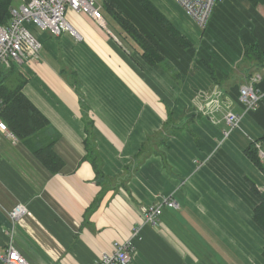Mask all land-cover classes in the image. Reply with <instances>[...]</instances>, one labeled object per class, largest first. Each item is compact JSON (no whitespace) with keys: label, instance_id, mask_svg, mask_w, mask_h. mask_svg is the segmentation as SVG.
Returning a JSON list of instances; mask_svg holds the SVG:
<instances>
[{"label":"crops","instance_id":"crops-1","mask_svg":"<svg viewBox=\"0 0 264 264\" xmlns=\"http://www.w3.org/2000/svg\"><path fill=\"white\" fill-rule=\"evenodd\" d=\"M150 1L189 47L175 43L139 5L127 14L182 82L148 65L117 23L103 28L70 12L75 35L30 26L42 42L39 55L12 64L6 79H26L22 92L49 121L43 135L63 165L51 172L31 150L36 139L14 142L0 134V253L12 241L30 264H92L139 227L128 264H264V231L253 220L258 198L247 182L264 196V172L244 154L255 143L264 169V67L241 62L244 44L264 53V3L220 0L200 30L175 0ZM257 76L259 104L245 110L239 87ZM215 92L220 111L197 113L202 96ZM83 110L93 121L102 174L121 180L107 189L84 159ZM228 111L242 115L233 129L223 119ZM169 114L173 127L164 131ZM148 137L149 155L123 180ZM164 197L177 207L163 204L153 222L143 221L140 206ZM18 204L27 212L14 220L9 212Z\"/></svg>","mask_w":264,"mask_h":264},{"label":"trees","instance_id":"trees-1","mask_svg":"<svg viewBox=\"0 0 264 264\" xmlns=\"http://www.w3.org/2000/svg\"><path fill=\"white\" fill-rule=\"evenodd\" d=\"M134 1L163 29V31H165V33L171 37V39H173L175 43L182 48L190 46L189 38L173 22L162 14L150 0ZM249 1L253 4L264 3V0ZM14 2L15 0H0V25L7 23L9 20V7L12 6ZM104 8L113 16V19L121 27L125 34L140 47L141 58L148 65H161L166 71L171 73L172 77L176 78L179 76L177 77L179 82L183 81V76L180 73L177 74L178 72L175 71V68L169 64L159 45L156 44L137 23H135L129 14L125 13L120 6L112 0H105ZM241 62L264 67V53L256 43L244 44ZM12 66L9 68L0 66V97L2 98L4 104L1 116L6 122L9 130L18 139H36V141L31 145L32 152L48 169H50L51 172H56L62 167L63 162L52 148L53 143L51 141L48 142L43 135L49 125V121L23 94L22 86L26 82V79L23 78L18 81H13L11 78L9 81L6 79V75L11 71ZM209 67L211 70L210 75L214 83L222 87V83L216 78L212 66L209 65ZM67 73L69 77V84L72 87L78 88L75 73L72 71H68ZM83 108H85V104H83ZM197 113L200 114L198 111ZM82 118L84 121V129L87 134V137L84 139L86 149L84 159L91 163L97 182H99L102 186V189H104L103 186L107 189L112 186V181L121 180L106 178L102 174V160L97 152L94 135L92 133L93 121L88 118L87 111L85 110H83ZM169 118H171L170 114L168 115V119L165 123L164 131H168L173 127L170 123H168ZM43 137L45 138V141H43ZM38 141L45 143L41 145L36 143ZM259 152L260 147L256 146L255 143H251L245 149L244 154L255 166L264 172ZM148 155L149 137L141 144L131 164L125 167L123 173L125 178H123V180L127 179L128 176L136 171ZM247 182L250 186V190L258 198V203L253 209V220L264 231V196L261 194V190L251 180L247 179ZM114 186H117V183ZM100 196L101 194L97 195L93 203L89 206L87 214L95 209ZM262 256L264 258V246Z\"/></svg>","mask_w":264,"mask_h":264},{"label":"built area","instance_id":"built-area-1","mask_svg":"<svg viewBox=\"0 0 264 264\" xmlns=\"http://www.w3.org/2000/svg\"><path fill=\"white\" fill-rule=\"evenodd\" d=\"M191 17L197 27L203 30L209 21L210 14L215 4L220 0H175ZM18 6L9 7V20L0 25V66L9 68L14 63L24 62L38 57L42 42L33 33L30 26L48 32L51 35H59L62 32H70L75 35L66 14L76 12L89 16L100 27L106 28L103 14L96 0H19ZM243 83L239 87L238 99L245 110L252 109L259 104L260 96L255 90V81ZM219 92L202 96L196 104V110L202 114L215 115L220 111L221 102ZM3 100L0 97V134H5L14 142L17 137L9 130L6 122L1 116L3 111ZM242 115L226 112L224 121L230 129L238 125ZM176 208V201L171 198H161L158 202L150 205H141L140 213L145 222H153L162 205ZM27 208L24 204H18L9 215L16 220L25 215ZM140 228L135 227L132 235L125 241H115L112 250L101 254L92 264H128L134 249V238L139 234ZM1 264H30L27 259L10 241L0 253Z\"/></svg>","mask_w":264,"mask_h":264},{"label":"rangeland","instance_id":"rangeland-1","mask_svg":"<svg viewBox=\"0 0 264 264\" xmlns=\"http://www.w3.org/2000/svg\"><path fill=\"white\" fill-rule=\"evenodd\" d=\"M19 0H15V2L13 3L14 6H18L20 2H18ZM114 1L115 3H117L120 8L125 12H137V10H134L136 9V5L137 4L134 0H112ZM96 3L97 5L100 6V10L106 20V23H105V26H111V24H116V21L113 19V16L105 10L104 8V3H105V0H96ZM138 5V4H137ZM71 11H69L67 14H66V19L69 18V14H70ZM212 14V13H211ZM210 14V16H211ZM210 19V18H209ZM201 30V29H200Z\"/></svg>","mask_w":264,"mask_h":264}]
</instances>
